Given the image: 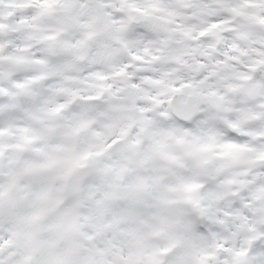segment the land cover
<instances>
[{
    "label": "clouds",
    "instance_id": "clouds-1",
    "mask_svg": "<svg viewBox=\"0 0 264 264\" xmlns=\"http://www.w3.org/2000/svg\"><path fill=\"white\" fill-rule=\"evenodd\" d=\"M0 264H264V0H0Z\"/></svg>",
    "mask_w": 264,
    "mask_h": 264
}]
</instances>
